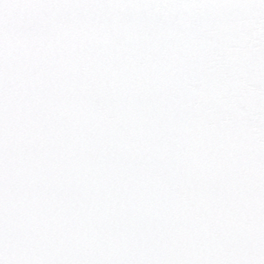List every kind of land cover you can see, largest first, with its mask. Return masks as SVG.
<instances>
[{"label":"snow or ice","instance_id":"snow-or-ice-1","mask_svg":"<svg viewBox=\"0 0 264 264\" xmlns=\"http://www.w3.org/2000/svg\"><path fill=\"white\" fill-rule=\"evenodd\" d=\"M0 264H264V0H0Z\"/></svg>","mask_w":264,"mask_h":264}]
</instances>
